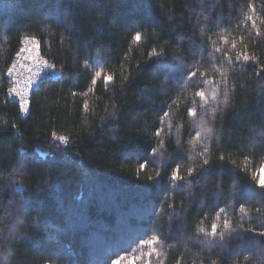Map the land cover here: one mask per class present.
<instances>
[{"label": "trees", "instance_id": "obj_1", "mask_svg": "<svg viewBox=\"0 0 264 264\" xmlns=\"http://www.w3.org/2000/svg\"><path fill=\"white\" fill-rule=\"evenodd\" d=\"M249 3L255 28L244 20ZM28 39L61 75L44 79L23 116L4 73ZM237 52L254 61L237 62ZM197 62L205 73L198 89L177 71ZM261 69L264 0H0V247L7 249L0 264H112L121 257V264L131 257H141L135 264H264L252 255L264 206L250 199L242 216L229 199L241 185L242 199L254 197L253 174L264 165ZM96 71L102 76L92 85ZM200 119L211 133L193 149L201 131L193 120ZM181 146L184 179L172 182ZM154 148L160 151L150 156ZM206 157L216 167L201 177ZM224 219L252 237L226 248L205 240L199 228L210 232L217 222L224 231ZM152 236L159 243L149 258L151 248L139 242Z\"/></svg>", "mask_w": 264, "mask_h": 264}, {"label": "snow or ice", "instance_id": "obj_2", "mask_svg": "<svg viewBox=\"0 0 264 264\" xmlns=\"http://www.w3.org/2000/svg\"><path fill=\"white\" fill-rule=\"evenodd\" d=\"M248 13L245 14L244 16V20L247 22H251V25L253 28L256 27V21L254 18V14L256 12V8L253 4L249 3L248 4ZM256 36L257 37H261V33L259 31L256 32ZM134 41L135 42H140L141 41V35L139 34V32H137V34L134 36ZM27 44H31L34 46V48H38L39 45L37 44V42L34 39H30V40H26L25 41ZM225 43H227V41H225ZM232 49H235L237 47V44L235 42L232 43L231 45ZM33 51V48H20L19 52L17 53V57H19V59L17 60L16 64H13L11 67L8 68L6 75L11 78L13 75H15V70L18 64H20L24 59V53L28 52L29 55L27 57V59H33V57L30 55V53ZM222 49L219 47H215L214 48V53H221ZM152 55L156 56L159 55V53L153 52ZM250 59H252L254 61V57H250L249 55H247L246 53H240L237 52L235 55V60L237 62H248ZM224 60L226 62H228L229 64L232 62L233 57L231 55H229L226 51L224 52ZM43 66L45 68H52L53 66L48 64L47 61H43ZM202 67V65L197 62L194 65H190V66H184V67H180L178 66L177 71L181 72L183 74V76H185L187 78V81H191L194 88H199V85L201 83V81L203 80V77L205 76V73L200 71V68ZM33 71L32 68L28 69V72L31 73ZM261 71H264V69H261ZM198 73H199V78L198 77ZM259 75V73H257ZM220 75L223 77L225 75L224 72H221ZM102 76V73L100 71H96L94 77L91 80V84L92 85H96L98 79ZM103 80L105 85L110 84L113 81V76L112 75H105L103 76ZM207 84H212L211 80H207L204 81ZM32 84V80L31 77H29L26 85H25V91L23 92H17L15 88H10L9 89V93H16L17 96H19V107H20V111L24 112V113H28L29 112V106H30V101L28 98V89L31 87ZM93 89L90 87L88 89L89 92H91ZM73 95H75V93H73ZM85 95H87V93H85ZM194 97H198L199 101L206 103L208 100V97L206 96L205 92L203 90H196L194 92ZM213 99H215V97H213ZM193 103H196L195 100H193ZM84 108L85 110H87L88 105L87 103L84 104ZM186 114L188 117L190 118H196L198 115V112L196 110L195 107H188L186 109ZM193 123L196 124L197 127H199L201 129V131L196 132L195 136L191 138L190 143L193 145V149L197 146L198 143H203L204 140V136H202V133L205 134H210L211 133V129L206 127L203 119L200 120H193ZM172 125L169 124V128H171ZM264 134V133H262ZM155 136L157 138H159L161 136V130L157 129L155 131ZM52 139L59 141L60 143L67 145L68 144V138L66 136L60 135L57 136L55 133L52 134ZM157 143L160 145V148L163 147V142L162 141H157ZM178 144H180V141H177ZM160 148H154L153 151L150 153V156H155L157 155V153L160 151ZM203 152L205 154L208 153V148L205 145L203 148ZM225 159L224 156H220L219 160L221 162H223ZM161 160L164 161V157L163 155L161 156ZM165 163H168V161H164ZM184 164V158H183V146H181V149L177 152L176 154V158L172 159L171 162V175H170V180L172 182H177L180 180H183L184 177L180 174L181 172V167ZM202 164L204 166L203 171L201 172V177H206L208 175V173L214 168L216 167L215 163L211 160L210 157H206L202 160ZM149 165V160L146 159L143 162L139 163V168L141 171H143L147 166ZM153 166H156L155 163H153ZM188 175H192V169L188 168L187 169ZM157 176H159V172H157ZM253 181H254V186L253 189H255V196L254 197H247L243 198L244 196V192H245V187L243 185H241L239 187V189L237 190V188L234 187L232 193L229 196V199L235 200L237 201V203L239 204V212L242 214V216H247L249 213L246 210V206L249 203L250 199H259V202L261 203L262 206H264V165H261L256 172L253 174ZM258 190V191H257ZM218 195L220 194L219 192L217 193ZM257 211H259V209H257ZM221 213H224V208H220L218 212H216V221H219L221 218ZM221 227V225L217 222H213L211 224V231H205V229L203 227L199 228V232L203 233V237L205 238V240H207L208 238H211V243L212 244H216L219 245L222 248H226L228 246V241L232 240V239H236V240H244L246 238L252 237H245L244 233L245 232H252L251 229H244V228H235L232 227L229 220L228 219H224L223 221V229L224 231H218V229ZM253 236H258L260 238H262L261 240L257 241V248L255 249L254 253H252V255L259 257L260 260H264V231H259V232H254L252 233ZM57 239H59V236L56 237ZM141 247L143 246H148L149 248H151V251L145 253V255L147 257H151L155 252H156V245L159 243V238L157 236H152L151 239L148 240H141L140 242ZM7 249H5L4 247H0V257H3L5 255ZM248 257H246L247 259ZM141 259V257H131L127 260V264H135V261ZM124 260V257H121L118 260H114L112 261V264H121V261ZM150 264V262H149Z\"/></svg>", "mask_w": 264, "mask_h": 264}, {"label": "built area", "instance_id": "obj_3", "mask_svg": "<svg viewBox=\"0 0 264 264\" xmlns=\"http://www.w3.org/2000/svg\"><path fill=\"white\" fill-rule=\"evenodd\" d=\"M30 40V39H28ZM37 44L39 45L38 48H34L33 45L27 44L25 41L22 44L21 48H33V51L30 53V55L33 57V59H27L29 53L25 52L23 55L25 59L17 65L15 70V75H13L11 78H9L6 75V72L4 73V79L9 84L10 88H15L17 92H23L25 91V85L31 77L32 84L31 87L27 90L28 91V98L29 101L32 98L34 92L38 90V88L41 86L42 82L45 78L50 77H59L61 75V72L55 69L54 65L47 62L48 64L52 65V68H45L43 66V61H46L42 58L41 55V46L37 40H35ZM19 57H15L13 64L17 63V60ZM11 65V66H12ZM10 66V67H11ZM32 68L33 71L31 73L28 72V69ZM9 98L14 101L17 105H19V96L16 95V93H9ZM23 116H26L28 113L22 112Z\"/></svg>", "mask_w": 264, "mask_h": 264}]
</instances>
